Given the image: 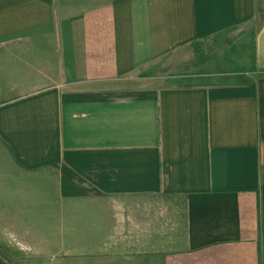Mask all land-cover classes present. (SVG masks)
<instances>
[{"label": "crops", "instance_id": "obj_1", "mask_svg": "<svg viewBox=\"0 0 264 264\" xmlns=\"http://www.w3.org/2000/svg\"><path fill=\"white\" fill-rule=\"evenodd\" d=\"M0 155V201L59 204L68 249L98 196H178L149 263L264 264V0H0Z\"/></svg>", "mask_w": 264, "mask_h": 264}, {"label": "rangeland", "instance_id": "obj_2", "mask_svg": "<svg viewBox=\"0 0 264 264\" xmlns=\"http://www.w3.org/2000/svg\"><path fill=\"white\" fill-rule=\"evenodd\" d=\"M175 55L186 58L190 54L182 49ZM59 206L34 212L41 218L32 219L0 201V231L7 232V238L17 248L12 252L14 257L1 247L0 254L11 264H151L153 255L179 245L186 236L184 205L178 196H98L91 205L78 209L99 211L103 217L78 221L98 224L91 230L99 233L97 238L103 241L96 244V250L68 249ZM114 212H118L119 219Z\"/></svg>", "mask_w": 264, "mask_h": 264}]
</instances>
